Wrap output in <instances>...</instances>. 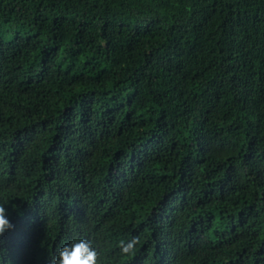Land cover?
Segmentation results:
<instances>
[{
	"label": "trees",
	"instance_id": "obj_1",
	"mask_svg": "<svg viewBox=\"0 0 264 264\" xmlns=\"http://www.w3.org/2000/svg\"><path fill=\"white\" fill-rule=\"evenodd\" d=\"M5 200L0 264H264V0H0Z\"/></svg>",
	"mask_w": 264,
	"mask_h": 264
},
{
	"label": "clouds",
	"instance_id": "obj_2",
	"mask_svg": "<svg viewBox=\"0 0 264 264\" xmlns=\"http://www.w3.org/2000/svg\"><path fill=\"white\" fill-rule=\"evenodd\" d=\"M8 202L7 200L0 202V238L4 236L5 232L15 228L14 223L7 214L8 208L6 205ZM13 207L19 210V206L13 205ZM119 243L121 253L130 255L135 250L137 239L133 237L127 241L121 240ZM98 256V249L91 240L73 238L59 247L55 256L51 257V264H99Z\"/></svg>",
	"mask_w": 264,
	"mask_h": 264
}]
</instances>
